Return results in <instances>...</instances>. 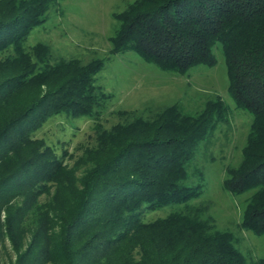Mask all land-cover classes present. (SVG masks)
I'll return each mask as SVG.
<instances>
[{"label": "trees", "instance_id": "1", "mask_svg": "<svg viewBox=\"0 0 264 264\" xmlns=\"http://www.w3.org/2000/svg\"><path fill=\"white\" fill-rule=\"evenodd\" d=\"M55 1L0 0V264L8 245L11 264H264L197 203L199 146L230 112L220 97L197 113L124 112V122L96 127L75 161L35 138L55 116L95 118L107 103L94 86L102 63L53 62L48 48L26 47ZM116 19L114 48L164 71L214 67L221 46L235 108L252 116L223 187L250 194L240 226L264 237V0H134Z\"/></svg>", "mask_w": 264, "mask_h": 264}, {"label": "rangeland", "instance_id": "2", "mask_svg": "<svg viewBox=\"0 0 264 264\" xmlns=\"http://www.w3.org/2000/svg\"><path fill=\"white\" fill-rule=\"evenodd\" d=\"M133 2L56 0L43 22L28 35L26 47L41 45L44 51L48 48L53 62L74 60L78 66L102 63L94 86L101 88L107 99L95 118L55 116L35 133V138L57 149L58 155L67 151L70 157L67 161H75L86 146L95 144L96 127L110 129L124 122L126 116L121 115L124 112L154 118L165 108L178 104L186 112L197 113L207 102L220 97L230 112L199 146L201 159L197 165L205 174V187L197 203L210 206L209 213L218 229L238 237L240 250L249 260L264 258V237L240 226L250 194L235 196L223 187L227 168L237 167L241 162L252 116L235 108L228 91L229 78L221 46L213 48L217 59L214 67L199 66L184 73L161 70L142 52L114 48V37L121 28L116 17ZM163 214L152 213L150 217ZM7 253L5 264H11L16 259L11 245Z\"/></svg>", "mask_w": 264, "mask_h": 264}]
</instances>
